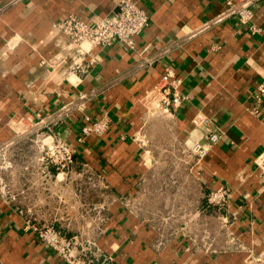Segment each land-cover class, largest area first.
I'll return each mask as SVG.
<instances>
[{"label":"crops","instance_id":"obj_1","mask_svg":"<svg viewBox=\"0 0 264 264\" xmlns=\"http://www.w3.org/2000/svg\"><path fill=\"white\" fill-rule=\"evenodd\" d=\"M117 1L0 0V144L21 115L74 145L83 114L111 120L46 182L32 143L13 146L12 166L0 170V264H64L24 228L29 218L91 243L109 264H264V0L253 5L254 32L234 16L217 20L224 0H136L149 21L134 48L113 42L75 55L62 43L56 22L106 15ZM62 57L81 62L64 69ZM165 66L185 98L149 114L142 98ZM63 103L70 111L59 119ZM197 111L221 130L198 159ZM219 185L230 198L215 211L206 194ZM86 203L92 213L80 216Z\"/></svg>","mask_w":264,"mask_h":264},{"label":"built area","instance_id":"obj_2","mask_svg":"<svg viewBox=\"0 0 264 264\" xmlns=\"http://www.w3.org/2000/svg\"><path fill=\"white\" fill-rule=\"evenodd\" d=\"M257 0H224V8L217 20L234 16L246 29L254 32L258 27L254 23L253 5ZM146 11L137 4L136 0H118L116 9L112 12L85 20L76 15H69L56 22L54 26L63 38L62 43L74 49L76 54H85L96 46H104L119 42L128 48H134L135 37L148 24ZM81 61L59 59L64 69L75 68ZM73 63V64H72ZM182 78L173 67L165 66L155 82L147 89L142 98V104L149 114L170 112L180 106L185 95L181 89ZM257 99L264 93V81L257 86ZM70 103H63L57 110L56 116L68 114ZM82 122L75 136V145L56 133L48 121L43 118L34 120L30 115H21L10 120L12 136L8 141L0 144V170L11 167L9 153L19 142L29 141L34 147L38 160V172L46 182L55 170L56 175L69 170L76 152V145H80L91 136H101L110 127L111 120L107 112L92 117L83 114ZM211 119L202 111H197L191 118L194 127L205 129L204 140H197L190 146V154L198 159L206 155L209 146L221 138V130L210 125ZM264 174V154L256 160ZM0 186L6 191V184L0 179ZM230 198V191L225 185L211 187L206 194V207L220 211ZM26 230L34 232L37 239L53 249L64 264H109L112 260L109 254H101L89 242L82 243L75 235L69 236L62 229L46 222H36L28 219L24 225ZM102 259L98 262L100 257Z\"/></svg>","mask_w":264,"mask_h":264},{"label":"rangeland","instance_id":"obj_3","mask_svg":"<svg viewBox=\"0 0 264 264\" xmlns=\"http://www.w3.org/2000/svg\"><path fill=\"white\" fill-rule=\"evenodd\" d=\"M91 209H92V205L86 203V205L82 209V212L79 213V215L80 216H88V215H91V213H92Z\"/></svg>","mask_w":264,"mask_h":264}]
</instances>
